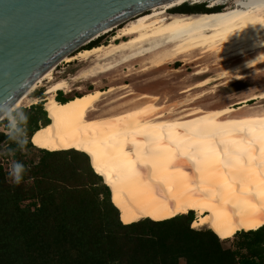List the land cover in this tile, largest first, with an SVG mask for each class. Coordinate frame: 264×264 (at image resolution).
Returning <instances> with one entry per match:
<instances>
[{
    "label": "bare ground",
    "instance_id": "1",
    "mask_svg": "<svg viewBox=\"0 0 264 264\" xmlns=\"http://www.w3.org/2000/svg\"><path fill=\"white\" fill-rule=\"evenodd\" d=\"M188 3H209L212 9L225 5L226 9L191 16L171 13ZM139 13L94 37L84 48L115 32L110 45L80 50L52 66L9 115L27 102L38 105L34 95L49 83L51 94L44 99V107L53 123L36 133L37 144L52 152L89 153L100 173L111 180L128 224L148 219L165 222L194 212V230L211 227L225 239L246 230H261L264 109H255L251 103L264 101V79L255 81L263 87L260 94L220 109H185L186 115L179 118L161 112L154 104L159 97L136 92L130 96L138 97L126 107H116L119 100H114L108 104L110 109H99L114 88H97L67 104L56 100L59 92H72L68 80H56V72L63 63L79 60L94 62L77 80L109 74L136 61L162 70L175 61L189 63L198 52L232 64L227 73L210 78L212 83L229 75L243 81L256 68L264 73L261 0H170ZM208 73L210 70L203 69L195 77ZM208 94L203 93L194 103ZM3 120L2 116L0 123Z\"/></svg>",
    "mask_w": 264,
    "mask_h": 264
},
{
    "label": "trees",
    "instance_id": "2",
    "mask_svg": "<svg viewBox=\"0 0 264 264\" xmlns=\"http://www.w3.org/2000/svg\"><path fill=\"white\" fill-rule=\"evenodd\" d=\"M221 11L188 3L172 13ZM74 96L59 92L57 100L67 104ZM22 110L28 116V150L38 151L42 158L33 163L25 161L26 154H17L28 168L19 186L6 180L0 162V264H264V228L236 235L229 248L223 241L228 239L218 233L192 228L194 212L165 222L128 224L111 180L100 173L89 153L36 146V133L53 123L44 104ZM7 141L8 134L0 133V148L16 147Z\"/></svg>",
    "mask_w": 264,
    "mask_h": 264
},
{
    "label": "water",
    "instance_id": "3",
    "mask_svg": "<svg viewBox=\"0 0 264 264\" xmlns=\"http://www.w3.org/2000/svg\"><path fill=\"white\" fill-rule=\"evenodd\" d=\"M168 1L0 0V106L12 108L52 66L94 37Z\"/></svg>",
    "mask_w": 264,
    "mask_h": 264
},
{
    "label": "rangeland",
    "instance_id": "4",
    "mask_svg": "<svg viewBox=\"0 0 264 264\" xmlns=\"http://www.w3.org/2000/svg\"><path fill=\"white\" fill-rule=\"evenodd\" d=\"M203 4H206V9L213 10L210 8L209 3ZM217 8H222L223 11L226 9V6L222 5ZM115 34L116 33L114 32L111 35L102 37L100 39L102 40V43L99 46L110 45ZM85 48H82V50ZM211 55L212 54L209 53L203 54L202 52H198L192 59H190L189 63L184 61H175L173 64L166 66L162 70H153L149 65L136 61L123 65L119 67L117 71L109 74L83 80H77L78 75L83 69L91 66L94 59L89 62L79 60L73 63H63L56 72L55 78L57 81L64 79L69 81L70 87H72L70 89L73 93L71 92L67 94L63 92L65 96H74L75 94L81 96L82 94L94 91L97 88L103 91L109 88L116 89L112 95L106 96L100 104L99 109L102 108V110H108V107L110 109L108 104L114 100H119L116 107L128 106L129 103L133 100L135 101L138 97L130 96L134 92L139 95L148 94L152 97H159V100H149L148 103L155 101L154 104L161 108V112L164 114H170L168 115L170 118H179L186 115V112H184L185 109L190 110L195 107H204V109L208 110L235 105L253 94H260L262 92L263 87L255 82L258 78L264 79V73H260L262 68H256L248 71L245 74L248 77L246 78L247 80L244 79L243 81H237L238 77L236 75H229L221 81H214L213 83L209 82L208 80L210 78L217 79L219 78L218 75L225 72L227 73L230 70V65L232 66L231 62L227 60L225 61L223 58L220 60L217 56L213 57ZM201 57L203 58L199 60ZM203 69L210 70V73L202 77H195V73L202 71ZM73 79L77 81L75 82ZM229 81L233 82L228 84ZM37 93L34 97L37 98V96L41 95V97L38 98V103L44 104V99L51 94L49 83H46L43 87H41ZM203 93L209 94L206 95L205 98L194 103V100ZM58 95L59 93L56 96V100ZM251 105V107H254L255 109L259 108L258 110L262 108L264 109V101L252 102ZM32 106H36L34 102H27L21 109H30ZM16 113L20 115L19 111ZM6 120L7 119L0 123V133L8 134V125H1ZM36 146L46 150L38 144H36ZM6 149V147L4 148L1 146L0 152L6 151ZM41 158L42 154L33 149L31 151L28 150L25 156V161L39 163ZM2 164L7 172V163L2 162ZM196 219L197 214L195 213V221ZM208 229L214 231L211 227L198 228L199 231ZM235 239L236 236L232 239L223 240L225 246L229 248L233 247Z\"/></svg>",
    "mask_w": 264,
    "mask_h": 264
},
{
    "label": "clouds",
    "instance_id": "5",
    "mask_svg": "<svg viewBox=\"0 0 264 264\" xmlns=\"http://www.w3.org/2000/svg\"><path fill=\"white\" fill-rule=\"evenodd\" d=\"M264 3V0H261ZM10 105L0 106V116L5 117L8 121V142L14 143L15 148H7L6 151L0 152V162L7 163L6 180L12 186H19L24 182L25 175L28 171L26 165L18 160L17 154H26L28 152L27 123L28 116L21 109L18 117L16 112H11ZM7 157V159H4ZM193 228V225H192Z\"/></svg>",
    "mask_w": 264,
    "mask_h": 264
}]
</instances>
